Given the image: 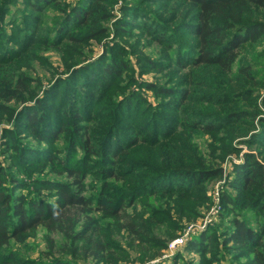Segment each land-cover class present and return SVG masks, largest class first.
Returning a JSON list of instances; mask_svg holds the SVG:
<instances>
[{
  "label": "trees",
  "instance_id": "obj_1",
  "mask_svg": "<svg viewBox=\"0 0 264 264\" xmlns=\"http://www.w3.org/2000/svg\"><path fill=\"white\" fill-rule=\"evenodd\" d=\"M9 1L0 2L2 21ZM35 1L41 9L43 1L55 0ZM119 1L79 0L65 10L56 36L96 17L105 34L109 27L100 23L110 19ZM150 1H173L174 15L161 16L145 0H122L124 15L115 25L120 37L131 32L147 36L159 46L157 56L142 57L136 69L123 44L109 45L79 69L80 61L68 63L57 76L56 83L64 85L56 90L63 93L59 108L68 109L64 116L27 112L38 137L67 139L61 171L66 178L50 182L56 187L55 200L46 197L28 205L24 196L11 199L4 192L0 163V264H89L91 258L119 264L131 259L130 249L144 260L150 247L156 252L178 235L185 211L195 213L193 203L208 202L207 184L223 176L230 154H241L243 145L251 151L264 149V118L258 124L254 120L262 113L260 93L252 82L257 76L264 79V67L252 69L264 62V50H256L264 44V0ZM29 18L36 21L33 30L12 57L0 58V98L28 100L20 83L25 77L5 74L3 66L40 41L39 18ZM3 35L0 28V41ZM51 38H45L46 45L60 44ZM132 47L135 52L136 45ZM249 58L253 62L247 65ZM206 69L216 71L208 74L209 80ZM153 71V80L137 76ZM37 104H43L41 98ZM50 155L56 162L57 153ZM243 161L234 165L233 179L222 193L226 212L221 220L187 246L201 256L202 264L224 259L227 264H264V160L248 151ZM90 176L96 182L87 192ZM40 225L49 242H54L53 235L60 237L55 245L63 244V254L70 257L53 252L46 260L3 255L11 238L36 233ZM155 226L160 235L165 227L169 237L157 234Z\"/></svg>",
  "mask_w": 264,
  "mask_h": 264
},
{
  "label": "rangeland",
  "instance_id": "obj_2",
  "mask_svg": "<svg viewBox=\"0 0 264 264\" xmlns=\"http://www.w3.org/2000/svg\"><path fill=\"white\" fill-rule=\"evenodd\" d=\"M78 2L79 0H55L48 4L43 1L41 9H36L34 5L36 3L35 0H10L7 9L9 12L5 20H0V28H3L4 32L0 41V58H8L12 57L13 53L19 49L21 43L26 39L27 33L33 30L36 21H30L29 17L35 16L39 18V26L37 29L40 41L35 43L22 56L13 58L14 61L9 65L6 64L3 66L5 67V74H20L23 78L25 77L24 83L21 79L20 83L23 85L22 88H26L27 90H25L26 93L24 95L25 99L28 100L0 98V163L4 169L1 176V183L3 184L4 192H7L11 196V199L24 196L26 204L28 205L30 201H42L46 197L55 200L53 196L56 187H52L50 182L60 178H66L64 174H61V171L63 158L68 149L67 139L63 137L61 140H45L44 138L38 137L34 133L35 128L31 127L30 122L26 119L27 112L32 110H39V113L45 114L46 117L50 116L49 114L52 115V113L53 115L59 113V115L62 114L64 116V113L66 114L68 112V109L59 108L63 95L60 91L64 89V85L56 83L57 76L63 74L62 71L67 67L66 65L71 62L75 64L80 61L76 65L79 69L80 66L82 67V65L90 61V59L88 60L90 55H92L91 60H93L100 56L106 47L109 45L112 46L116 42L123 44L127 53L130 51L129 53L132 54L133 65H135L134 67L136 69H139L138 65L142 57L146 55L155 57L158 55L157 50L159 46L150 42L144 34L139 35L131 32V34H124L122 37L118 34L115 24L124 15L123 8L121 9L122 0L114 6L110 19L101 21L102 28L105 26L109 27L105 34L100 33L99 29L101 27L98 28L99 25L96 24L98 17H96L83 27L71 29L67 35H64L66 31L62 30L56 36L55 32L64 18L63 14L65 10L78 4ZM140 4L144 5V2H140ZM145 4L161 16L174 15L175 6L173 1L171 3L168 1L161 3L159 1L152 2L145 0ZM128 16L131 17V14H128ZM132 28L130 27V29ZM53 31L54 35L51 38L50 35ZM45 38H51L52 40L59 39L61 42L55 45L52 43L48 46L45 44ZM132 42L135 43L132 44ZM131 44L133 46L136 45L135 52H131L130 49L133 48ZM253 50L249 49V52ZM256 50L262 52L264 50V44L258 45ZM251 62L253 61L249 58L248 64L245 62L244 65H250ZM254 66L252 67L254 70L260 66L264 67V62H262V65ZM203 72L204 76L208 78L207 80L210 79L208 76L209 73L211 75L216 73V71L210 69H206ZM5 74L1 75V77H5ZM137 76H142V78L148 81L153 80L154 71L144 74L137 72ZM175 78L180 77L179 75H175ZM256 80L252 82L253 86L255 84L257 85L255 90L260 93L258 102L262 108V113H259L254 118L256 124H258L260 118H264V87H262L264 85H259V82H264V79L257 76ZM59 89V94H57L56 90ZM47 91H49L48 94ZM147 94L149 99L154 101L151 92L148 91ZM40 98L43 102L42 105L37 104ZM72 98L70 97V99ZM205 137H208V135ZM243 146L244 148L241 150V154H230L223 163V176L216 177L207 184L206 195L209 198L208 202L205 201L201 205L193 203L194 214L185 211L186 214L180 220L181 228L178 230V235L175 238L167 239V245L156 252H153L154 249L150 247L148 255L144 260L137 257L140 252L130 249L131 259L121 260L119 264H178L177 260H181L182 257L183 260L180 264H202L203 259L201 256L195 250H189L187 246L194 238L200 240L202 234H208L209 228L218 224L223 212H226V209L223 208L222 193L229 188V182L233 179L232 171L234 165L242 164L244 162L243 153L248 151L253 152L260 160H264V149H254L251 151L247 146ZM53 152L57 153L56 162L60 161V163L53 162L50 159V154ZM12 175L15 177L13 180L9 178ZM86 182L87 192H90L91 187L96 181L93 176H90ZM20 185H22V188L19 187ZM231 190L236 193L234 189ZM14 203H16L15 200H13L12 204ZM246 212H250L252 215L254 214V211L248 210ZM155 227L157 234L160 235L161 231L159 230V226ZM164 231L165 227H163V234L160 236L168 238L169 236H166ZM33 232L31 230L20 238H11L9 243L3 248V255L8 257L13 252L21 257H29L32 259L43 258V260H46L49 257L47 256L48 253L53 252L55 256L70 257L71 254H63V244L56 247L55 241L60 240L58 235H53L54 242H49L46 238V232L48 231L44 226L40 225L37 232ZM180 236H183L185 239L184 243H178L170 249L169 244ZM63 238L62 240L65 242ZM121 242L124 243L126 248H129L126 240ZM223 262L219 264H227L230 261L224 259ZM244 262L245 260L242 261V263ZM89 264H103V262L97 263L96 260L94 262L93 258H91Z\"/></svg>",
  "mask_w": 264,
  "mask_h": 264
},
{
  "label": "built area",
  "instance_id": "obj_3",
  "mask_svg": "<svg viewBox=\"0 0 264 264\" xmlns=\"http://www.w3.org/2000/svg\"><path fill=\"white\" fill-rule=\"evenodd\" d=\"M185 239L183 238V236H180L179 238H176L175 240H173L170 244H169V248L171 249L172 247H174L176 244L178 243H184Z\"/></svg>",
  "mask_w": 264,
  "mask_h": 264
}]
</instances>
